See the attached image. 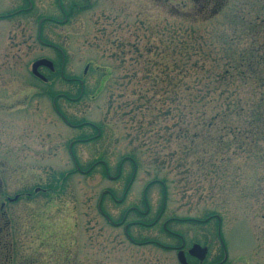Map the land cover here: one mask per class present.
Masks as SVG:
<instances>
[{
    "label": "rangeland",
    "instance_id": "374dc122",
    "mask_svg": "<svg viewBox=\"0 0 264 264\" xmlns=\"http://www.w3.org/2000/svg\"><path fill=\"white\" fill-rule=\"evenodd\" d=\"M29 1L0 0V264H179L149 242L182 239L264 264V0Z\"/></svg>",
    "mask_w": 264,
    "mask_h": 264
},
{
    "label": "trees",
    "instance_id": "16d2710c",
    "mask_svg": "<svg viewBox=\"0 0 264 264\" xmlns=\"http://www.w3.org/2000/svg\"><path fill=\"white\" fill-rule=\"evenodd\" d=\"M195 12L198 13V11H196V10H195ZM172 38L181 39V36L179 37L178 34H177V31H176ZM175 64H177V62ZM186 67L187 68L190 67L192 70H194V72H199V70L201 69V68H199V66H196L195 63H191V61L186 64ZM237 68H239L237 65H235L233 63H230L228 68L226 70H222L221 72H219L218 75L216 76V78L213 80L214 83H220V87L223 89V91L219 94L220 96L221 95H225L226 92H231L230 94H235V93H233V90L231 88V83L232 82L227 77L230 75V71L231 70L235 71ZM188 89L193 92L192 87H188ZM208 91H210V92H208L206 94V97H208L209 94L211 95V92L217 91V86L214 84V86H212V88H209ZM203 94H204V92H203ZM203 94H202V97H203ZM141 97H143V92H142V96ZM174 97L177 98L178 96L175 95ZM188 101H189V99H188ZM148 103L149 102H147L146 104H148ZM211 103L215 104L214 100H212ZM224 104L225 105L223 106V108H226V110L224 112H222V113L221 112H216L215 115L210 118L211 121H209V122L205 121L204 123H206L207 126H213V125H215V122L218 119H223V118L227 117V111H235L237 109H240L239 107H241L240 100L237 101V102H233V101H229V99H228L227 101H225ZM199 105H200L199 98L195 97V100L192 101V104H187V107L190 108V106H191V109L193 110V109H199ZM252 113L250 114V116L252 115ZM197 119H199V117L198 118L195 117V118H193V120H189L188 119V124H186V129L183 130V132L181 134H178L180 139L187 140L188 138H190V136H195L194 134H192L189 131L188 125L193 122V124L196 126L197 124L195 122H196Z\"/></svg>",
    "mask_w": 264,
    "mask_h": 264
},
{
    "label": "flooded vegetation",
    "instance_id": "af4514ba",
    "mask_svg": "<svg viewBox=\"0 0 264 264\" xmlns=\"http://www.w3.org/2000/svg\"><path fill=\"white\" fill-rule=\"evenodd\" d=\"M60 2H61V0H59ZM28 3L30 4L29 6V8H28V10H31L32 9V4H31V2L28 0ZM61 7V6H60ZM61 11H63L62 9H60ZM20 12H23V10H19L18 12H17V14H19ZM64 14H65V12H64ZM69 19H68V16L66 15V17H65V20H64V23L65 22H67ZM44 21H46V22H55V23H57L58 24V22L57 21H55V20H51V19H42V21L41 22H44ZM41 26V25H40ZM41 28V27H40ZM40 35H41V29H40ZM40 42H41V44L42 45H44V47H47V48H53V49H55L56 51H57V53H60V55L62 56V52H61V50H60V48H58L56 45H53V44H47V43H45L44 44V42H42V40L40 39ZM60 56V57H61ZM41 60V59H40ZM49 72H55V71H53V70H48ZM88 71V70H87ZM64 72H65V70H64V68H62L61 67V69H60V71L59 72H57L58 73V75H59V77H60V79L61 80H65L66 82H69V83H73V81L72 80H67V78L65 77V75H64ZM41 74V73H40ZM85 74H87L86 73V70H85ZM42 75V74H41ZM38 79V78H37ZM39 81H41V84H42V78H40L39 79ZM61 96H63V97H65L64 95H61ZM57 110V109H56ZM57 112V111H56ZM61 116V118L63 119V120H65V118L62 116V115H60ZM66 121V120H65ZM99 135H100V133H99ZM98 135V136H99ZM8 199V198H7ZM9 201H10V199H8ZM10 202H12V201H10ZM5 202H1L0 203V209H2V210H4V208H6L5 207ZM131 211L132 212H135V213H137L138 215H143V216H147L148 214H149V210H147L145 213H142V212H140V211H138L136 208H131ZM5 213V212H4ZM0 214H2L3 216H4V214H3V212L0 210ZM3 216H1V218L3 219ZM105 218H107V217H105ZM109 219V218H108ZM183 222H185V221H183ZM158 223V222H157ZM157 223H155V224H157ZM155 224L153 225H145L146 227H149V228H151L152 226H155ZM119 225V224H118ZM122 225V224H121ZM131 224H129V225H125L124 227V229H125V232L126 233H128V231H129V226H130ZM168 224H167V222H164V224H163V230L165 231V233H167V234H169L170 236H173V237H175V238H177L178 237V239L179 238H181V236H179L178 234H175V233H172V232H170L169 230H168ZM182 241V245L181 246H179V247H168V246H165V244H162V243H159V242H149V243H151V245H152V243H153V245H155V246H159V247H161L163 250H166V251H171V252H176L177 254L180 252V251H183L184 252V254H185V258H186V261L189 263V264H208V256H209V251H208V255L206 256V259L203 261V262H200V261H198L196 258H194V257H191L189 254H188V252H189V250L186 252V250H185V243H184V241H183V239L181 240ZM187 253V254H186ZM225 262V261H224ZM4 264H7V263H5V262H3ZM222 263V261L219 263V264H221ZM210 264H218V263H210Z\"/></svg>",
    "mask_w": 264,
    "mask_h": 264
},
{
    "label": "water",
    "instance_id": "95a60500",
    "mask_svg": "<svg viewBox=\"0 0 264 264\" xmlns=\"http://www.w3.org/2000/svg\"><path fill=\"white\" fill-rule=\"evenodd\" d=\"M40 67H45V68H48L50 70L53 69V66H52V63L46 59H42V60H39L37 62H35L33 65H32V73L39 77V78H42V80H46L40 73H39V68ZM189 254L197 259H199L200 261H203L206 257V254H207V249L206 248H202L201 246L199 245H194L191 250L189 251ZM178 260L181 264H188L186 262V258L184 256V254L182 252H180L178 254Z\"/></svg>",
    "mask_w": 264,
    "mask_h": 264
}]
</instances>
